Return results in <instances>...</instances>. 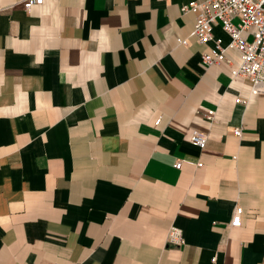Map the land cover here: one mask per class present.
I'll return each instance as SVG.
<instances>
[{
  "label": "crops",
  "instance_id": "crops-1",
  "mask_svg": "<svg viewBox=\"0 0 264 264\" xmlns=\"http://www.w3.org/2000/svg\"><path fill=\"white\" fill-rule=\"evenodd\" d=\"M25 1L0 0V264H264V94L203 64L190 0Z\"/></svg>",
  "mask_w": 264,
  "mask_h": 264
},
{
  "label": "built area",
  "instance_id": "built-area-1",
  "mask_svg": "<svg viewBox=\"0 0 264 264\" xmlns=\"http://www.w3.org/2000/svg\"><path fill=\"white\" fill-rule=\"evenodd\" d=\"M42 2L43 0H26L25 8L29 10L34 4ZM181 9L195 14L193 34L196 41L204 45L214 43L210 51L202 54L203 64L212 66L226 62L233 67L231 72L234 76H242L250 81L254 93L264 94V0H190ZM217 24H221L229 35L227 43L222 37H215L214 27ZM179 41L184 44L188 42L187 39ZM229 51L238 54L239 61L235 66L233 59L227 56ZM237 102L247 104L248 100L239 98ZM213 116L214 110H209L206 114L208 119ZM234 133L240 136L241 128H235ZM191 142L204 149L208 137L195 131ZM182 164V161H178L174 166L180 169ZM242 212L241 206L236 207L231 226H241ZM168 242L174 245L184 243L180 227L170 228Z\"/></svg>",
  "mask_w": 264,
  "mask_h": 264
}]
</instances>
